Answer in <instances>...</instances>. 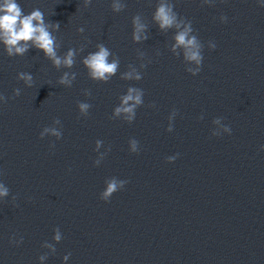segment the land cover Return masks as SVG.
Masks as SVG:
<instances>
[{"label":"water","instance_id":"water-1","mask_svg":"<svg viewBox=\"0 0 264 264\" xmlns=\"http://www.w3.org/2000/svg\"><path fill=\"white\" fill-rule=\"evenodd\" d=\"M17 2L25 14L39 8L60 23L59 55L86 46L72 69L57 70L42 51L8 57L0 44V94L9 98L0 103V182L10 190L0 199V264H41L45 253L42 264H264V0H171L204 45L195 76L171 52L174 30L153 22L157 0H122L119 13L112 0L87 8L83 0ZM137 13L148 24L140 43L132 40ZM98 43L120 59L107 83L91 80L81 63ZM141 63L140 81L120 79ZM65 71L77 73L71 87L58 84ZM20 72L33 75L32 87ZM129 86L145 93L131 124L111 119ZM78 101L91 104L87 116ZM57 118L61 138H41ZM111 177L128 183L105 202L100 193Z\"/></svg>","mask_w":264,"mask_h":264},{"label":"clouds","instance_id":"clouds-1","mask_svg":"<svg viewBox=\"0 0 264 264\" xmlns=\"http://www.w3.org/2000/svg\"><path fill=\"white\" fill-rule=\"evenodd\" d=\"M92 0H83V5L87 8L91 4ZM202 5H212L214 0H201ZM264 6V5H262ZM127 5L122 0H112L111 9L115 13L123 11ZM175 5L171 0H157L155 11L152 16L153 22L158 25V28L162 32H168L174 30L172 39L174 43L171 45V52L180 57L183 56V62L186 65V71L193 76L197 75L201 71V65L203 62V48L204 45L194 34L191 20L179 16L174 10ZM221 22H226L227 17L221 16ZM133 32L132 40L134 43H140L143 40L148 39L146 34L148 24L144 21L141 14L137 13L132 18ZM60 29L59 22L46 21L44 13L39 8H34L30 13L25 14L21 5L17 0H0V44L3 45L4 51L8 57L24 56L30 48H35L43 52L45 58L51 61L53 67L57 70L62 68L72 69L76 63V57L79 52H83L86 45H81L79 49L70 48L68 51L59 55L58 50L61 47V41L55 35ZM78 33H83L84 28L77 29ZM208 47L214 49L216 45L213 42H209ZM144 53L138 50V57L142 60ZM160 55V53H157ZM150 62V61H149ZM81 63L87 69L89 78L95 82L107 83L113 76L117 74L120 66V59L111 50L105 46L104 43L96 44V51L88 53L83 57ZM194 65V66H190ZM145 63L139 65V69L132 65H128V70L121 73L120 79L126 81H140L142 79V72L140 69L146 68ZM77 73L65 71L60 76L58 84L65 87H71L76 79ZM17 79L24 82L27 87H32L34 78L31 73L20 72L17 74ZM21 90L19 88L14 89L13 98L19 96ZM144 91L141 88L135 86H129L125 94L119 97V104L113 110L111 119L122 118L127 123L131 124L136 117L137 109L144 104ZM84 95L90 96V90H84ZM9 98L0 94V103H7ZM78 110L81 116H87L91 104L87 102H77ZM150 107L154 105H149ZM177 115V111L174 109L169 115L168 132L173 131L172 121ZM203 117H201L202 119ZM222 117L215 118L212 123L219 125ZM61 121L57 118L53 120V126L45 127L40 133V137L45 135H51L60 139L62 132L54 125H60ZM225 133L231 134V128L227 125H223ZM212 135L219 136V131H213ZM103 142L96 141L95 150L98 151L100 145ZM139 142L136 139L129 140L130 151L132 153L139 152ZM54 146V145H53ZM111 148L109 147L108 151ZM106 153H100L99 157L94 161L96 166H99L104 159ZM179 154L176 156H169L166 158L167 162L171 163L175 161ZM128 183L127 180H120L116 177H111L105 180V189L100 193V199L109 202L110 198L116 192L122 190ZM9 188H7L3 182H0V199H3L9 195ZM16 197L13 196V201ZM52 239L59 243L62 240V233L59 227L54 230ZM23 237L20 241H13L15 243H22ZM42 247L49 249L50 253H55L56 248L53 243L47 241L44 242ZM71 253H68L63 257L66 262ZM48 257V253L39 256V260L42 264Z\"/></svg>","mask_w":264,"mask_h":264}]
</instances>
